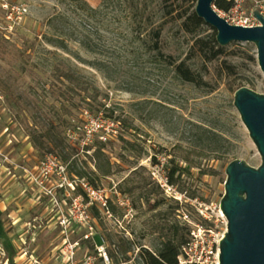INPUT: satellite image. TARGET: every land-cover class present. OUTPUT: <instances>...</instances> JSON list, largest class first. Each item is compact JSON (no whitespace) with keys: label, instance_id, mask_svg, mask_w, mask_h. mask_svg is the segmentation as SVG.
I'll return each mask as SVG.
<instances>
[{"label":"rangeland","instance_id":"374dc122","mask_svg":"<svg viewBox=\"0 0 264 264\" xmlns=\"http://www.w3.org/2000/svg\"><path fill=\"white\" fill-rule=\"evenodd\" d=\"M83 1L98 11L0 0V264H143L140 250L156 252L173 228L189 237L206 225L200 210L222 233L226 165L261 162L233 104L239 87L264 90L253 43L207 59L195 41L214 29L187 33L173 18L195 7L189 0H134L136 15L128 1ZM226 1L227 10L212 6L229 23L258 25L255 8L264 15V0ZM160 25L155 50L149 32ZM181 61L200 85L176 74ZM52 128L67 159L31 142Z\"/></svg>","mask_w":264,"mask_h":264},{"label":"water","instance_id":"95a60500","mask_svg":"<svg viewBox=\"0 0 264 264\" xmlns=\"http://www.w3.org/2000/svg\"><path fill=\"white\" fill-rule=\"evenodd\" d=\"M214 0H196L194 11L216 32L220 46L251 42L264 77V15L255 8V26L229 23L213 8ZM233 104L254 143L261 162L254 167L234 159L225 167L224 192L219 201L227 224L219 240L218 264H264V90L246 86L233 93Z\"/></svg>","mask_w":264,"mask_h":264},{"label":"trees","instance_id":"16d2710c","mask_svg":"<svg viewBox=\"0 0 264 264\" xmlns=\"http://www.w3.org/2000/svg\"><path fill=\"white\" fill-rule=\"evenodd\" d=\"M77 2L79 5V8H82V5H86V7L92 11V12H97L98 10L95 8H91L87 6V4L83 0H73ZM108 1H113V0H101V4H107ZM115 1V0H114ZM118 1V0H116ZM128 1L129 5L131 8L133 7V15H136L138 13L137 10V4L135 3L134 0H124ZM161 3L164 4V8L168 6V1L169 0H160ZM192 2V6H195L196 0H189ZM213 5H215L217 8L227 10L229 9L231 2L226 1V0H214ZM173 10L168 9L166 10V15H171ZM60 15H55L53 17L49 18V22H52L58 18H60ZM173 18L176 19H182L181 20V28L187 32V33H195L201 29L203 25H207L201 18H199L195 11L194 8L190 11H184V12H177ZM161 30L162 26H157L156 28H153L150 30L151 34V39H152V47L155 50L159 49V44L158 40L161 35ZM137 31V30H136ZM137 35L140 38V32L137 31ZM55 45L64 47L63 46V39L57 37L53 40ZM79 41H84V40H79ZM195 45H197L198 50L201 52L202 55L207 57V59H213L217 57L218 55H221L224 51V47L220 46L217 41H216V32L215 30L212 31L210 34H208L205 38H198L195 41ZM176 74L182 78L185 81L193 82L197 85L201 84V79L200 77L196 76L194 72L185 65L184 62H179L175 65L174 67ZM63 79L67 80L69 83L74 85L75 87H82V82H81V77L76 75L75 73L71 71H64L63 70ZM72 89H75L74 87ZM40 137H44V139H41ZM57 133L52 129H47L46 131H43L42 134H40L37 137H35V134L32 135L31 142L35 147L40 149V152H48V153H53L56 150H59L60 153H62L63 159H67L66 155L63 154L64 147L66 146L65 140L60 139L59 141L56 139ZM44 140V141H43ZM99 150H97L98 152ZM97 154V153H95ZM155 161V160H154ZM176 168L172 166L168 170V176H167V182L172 181V177L175 173ZM78 173V172H77ZM102 174L109 173V170H101ZM78 175L82 176L80 173ZM94 243L95 244H100L101 240L99 236H95ZM188 240V237L183 234V232L179 231V229L173 228L170 234L167 236V238L161 242L160 246L157 248L156 252H151L147 249H141L139 252V257L141 258V261L143 264H179L177 262L176 255L178 253L179 247L186 243Z\"/></svg>","mask_w":264,"mask_h":264},{"label":"built area","instance_id":"2783aa9c","mask_svg":"<svg viewBox=\"0 0 264 264\" xmlns=\"http://www.w3.org/2000/svg\"><path fill=\"white\" fill-rule=\"evenodd\" d=\"M241 25L254 26L248 23V18H245ZM100 138L103 139L102 136ZM161 178L164 185H168L167 177L162 175ZM56 188L63 191V183L57 185ZM100 200L105 205V201L101 197ZM199 212L207 224H195L189 230L187 242L179 247L176 255L179 264H218L219 240L226 230V218L223 214H220V218L224 223V230L220 233L217 229L218 219H213L207 211L200 210Z\"/></svg>","mask_w":264,"mask_h":264},{"label":"bare ground","instance_id":"6f19581e","mask_svg":"<svg viewBox=\"0 0 264 264\" xmlns=\"http://www.w3.org/2000/svg\"><path fill=\"white\" fill-rule=\"evenodd\" d=\"M87 1H89V2H91V3H96L98 0H87ZM222 213V212H221ZM223 214V213H222Z\"/></svg>","mask_w":264,"mask_h":264}]
</instances>
